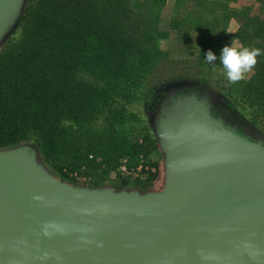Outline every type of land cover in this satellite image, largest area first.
<instances>
[{
	"label": "water",
	"instance_id": "obj_1",
	"mask_svg": "<svg viewBox=\"0 0 264 264\" xmlns=\"http://www.w3.org/2000/svg\"><path fill=\"white\" fill-rule=\"evenodd\" d=\"M19 4L0 0V39ZM166 106L164 195L70 188L32 151L0 153V264H264V142L195 95Z\"/></svg>",
	"mask_w": 264,
	"mask_h": 264
},
{
	"label": "trees",
	"instance_id": "obj_2",
	"mask_svg": "<svg viewBox=\"0 0 264 264\" xmlns=\"http://www.w3.org/2000/svg\"><path fill=\"white\" fill-rule=\"evenodd\" d=\"M148 1L38 3L13 45L17 53L0 54V150L32 137L45 160L72 156L92 169L89 153H101L107 170L116 168L128 150H136L124 140L106 139L98 121L103 116L118 121L127 111L125 103L146 99V77L166 56L159 45L164 34L142 12ZM165 1L151 0V6ZM196 1L199 7L206 5L205 0ZM207 15L197 14L190 22L199 29L210 26ZM214 19L220 23L218 16ZM82 67L95 83L80 78ZM77 167L69 163L61 177L70 181ZM147 174V183L157 177V172Z\"/></svg>",
	"mask_w": 264,
	"mask_h": 264
},
{
	"label": "rangeland",
	"instance_id": "obj_3",
	"mask_svg": "<svg viewBox=\"0 0 264 264\" xmlns=\"http://www.w3.org/2000/svg\"><path fill=\"white\" fill-rule=\"evenodd\" d=\"M40 1L20 0L11 27L0 39V54L17 53L13 45L22 38L24 23ZM205 1V8L199 7L193 0H166L155 9L149 0L143 7V14L149 15V19L154 20L153 24L164 34L159 45L166 56L146 77V89H142V92L148 93L146 99L125 103L127 111L118 121L112 122V117L103 119L104 116L98 121L99 131H106V139L110 142L124 140L129 146H137L133 153L128 150V155L119 158L116 168L107 170L106 165H101L102 154L93 152L88 155V159L95 162L92 169L85 161L72 156L45 160L32 137L12 149L0 150V153L32 151L52 179L70 188L164 195L169 188V165L160 140L158 121L162 110L167 107L166 100L184 91H194L203 100L224 108L239 128L249 132L255 140L264 142V54L256 57L253 69L236 83L227 79L219 59L214 64L204 60L208 49L219 57L225 46L250 50L258 48L264 53V0ZM197 14L207 15L205 19L211 25L203 24L200 29L195 28L190 20L197 19ZM214 16L221 19L219 24L215 23ZM246 28L251 31L243 32ZM79 76L85 82L95 83L83 67ZM69 163L78 166L70 181L61 177ZM122 166H126L132 174L122 171ZM147 172H157L151 183H147ZM124 181L126 186H122Z\"/></svg>",
	"mask_w": 264,
	"mask_h": 264
},
{
	"label": "clouds",
	"instance_id": "obj_4",
	"mask_svg": "<svg viewBox=\"0 0 264 264\" xmlns=\"http://www.w3.org/2000/svg\"><path fill=\"white\" fill-rule=\"evenodd\" d=\"M264 54L261 49L237 48L225 46L222 48L219 57L209 50L204 58L206 63L214 64L217 59L222 65L227 79L236 83L245 78V74L250 72L256 65V57Z\"/></svg>",
	"mask_w": 264,
	"mask_h": 264
},
{
	"label": "flooded vegetation",
	"instance_id": "obj_5",
	"mask_svg": "<svg viewBox=\"0 0 264 264\" xmlns=\"http://www.w3.org/2000/svg\"><path fill=\"white\" fill-rule=\"evenodd\" d=\"M181 93L180 96L183 95H195L196 97H198V99L203 100L202 96L196 94L194 91H184V92H177V94ZM208 105H210L211 107V112L213 114V116L217 119H223L226 123L227 126L235 129L239 134L248 137L250 139L255 140V137L252 136L249 132L243 130L242 128H239V125L236 123V121H234L231 116H229L226 111L224 110V108L216 105L214 102H208Z\"/></svg>",
	"mask_w": 264,
	"mask_h": 264
},
{
	"label": "built area",
	"instance_id": "obj_6",
	"mask_svg": "<svg viewBox=\"0 0 264 264\" xmlns=\"http://www.w3.org/2000/svg\"><path fill=\"white\" fill-rule=\"evenodd\" d=\"M121 170L124 171V172H126L127 174L131 173V172H128V171H127V167H126V166H122V167H121ZM131 174H132V173H131Z\"/></svg>",
	"mask_w": 264,
	"mask_h": 264
}]
</instances>
